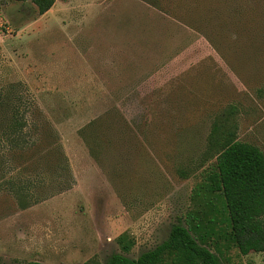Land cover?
Listing matches in <instances>:
<instances>
[{"label":"rangeland","instance_id":"obj_1","mask_svg":"<svg viewBox=\"0 0 264 264\" xmlns=\"http://www.w3.org/2000/svg\"><path fill=\"white\" fill-rule=\"evenodd\" d=\"M11 82L34 102L32 145L0 157V263L135 258L196 208L224 108L264 155V0H0ZM221 241L226 264L261 263Z\"/></svg>","mask_w":264,"mask_h":264},{"label":"trees","instance_id":"obj_2","mask_svg":"<svg viewBox=\"0 0 264 264\" xmlns=\"http://www.w3.org/2000/svg\"><path fill=\"white\" fill-rule=\"evenodd\" d=\"M30 1L38 14L53 3ZM32 107L34 102L20 91V83L0 87V157L32 145L28 137ZM232 112L228 106L211 120L193 193L196 208L183 216L185 225L179 220L172 223L165 239L135 258L112 253L103 264H226L215 253L220 240L241 254L259 252L264 264V155L255 145L236 139ZM115 241L123 253L133 245L125 233Z\"/></svg>","mask_w":264,"mask_h":264}]
</instances>
